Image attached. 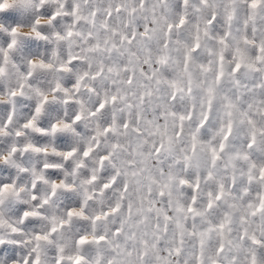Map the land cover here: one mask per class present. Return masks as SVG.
<instances>
[{
  "label": "clouds",
  "instance_id": "9594fccd",
  "mask_svg": "<svg viewBox=\"0 0 264 264\" xmlns=\"http://www.w3.org/2000/svg\"><path fill=\"white\" fill-rule=\"evenodd\" d=\"M0 264H264V0H0Z\"/></svg>",
  "mask_w": 264,
  "mask_h": 264
}]
</instances>
